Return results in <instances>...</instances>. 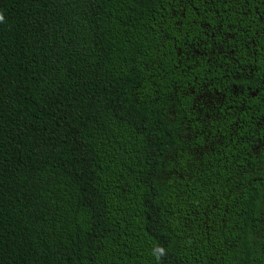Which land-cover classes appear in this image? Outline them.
Here are the masks:
<instances>
[{"label":"trees","instance_id":"obj_1","mask_svg":"<svg viewBox=\"0 0 264 264\" xmlns=\"http://www.w3.org/2000/svg\"><path fill=\"white\" fill-rule=\"evenodd\" d=\"M0 264H264V0H0Z\"/></svg>","mask_w":264,"mask_h":264},{"label":"clouds","instance_id":"obj_2","mask_svg":"<svg viewBox=\"0 0 264 264\" xmlns=\"http://www.w3.org/2000/svg\"><path fill=\"white\" fill-rule=\"evenodd\" d=\"M160 252H161V253H163V252H164V249H163V248H161V249H160Z\"/></svg>","mask_w":264,"mask_h":264}]
</instances>
